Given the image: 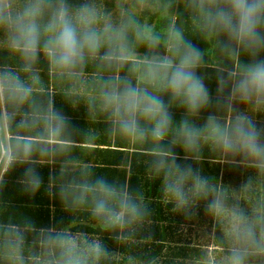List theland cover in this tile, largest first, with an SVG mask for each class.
<instances>
[{
    "label": "clouds",
    "instance_id": "obj_1",
    "mask_svg": "<svg viewBox=\"0 0 264 264\" xmlns=\"http://www.w3.org/2000/svg\"><path fill=\"white\" fill-rule=\"evenodd\" d=\"M136 6L152 5L136 0ZM155 7L186 14L205 47L175 22L162 35L153 33L126 11L115 18L103 13L94 0H0V37L18 59L17 67L0 66V148L9 150V172L22 167L18 183L34 195L44 183L38 167L58 163L59 175L50 174L48 185L55 186L62 205L70 212L87 206L101 231L121 245L145 226L150 211L137 193L75 171L68 155L75 129L54 97L35 87L41 58L74 85L91 66L96 96L90 111L99 110L112 130L143 146L173 210L189 216L203 203L210 218L227 219L224 264H264V202L245 208L222 183L194 167L207 148L225 163L264 177V126L256 121L264 115V0H155ZM210 51L216 57L215 95L204 71ZM173 109L182 110L179 122ZM251 187L247 178L238 190ZM33 231L38 247L26 257ZM0 253L8 264H110L116 254L99 235L37 227L28 218L0 221Z\"/></svg>",
    "mask_w": 264,
    "mask_h": 264
},
{
    "label": "trees",
    "instance_id": "obj_2",
    "mask_svg": "<svg viewBox=\"0 0 264 264\" xmlns=\"http://www.w3.org/2000/svg\"><path fill=\"white\" fill-rule=\"evenodd\" d=\"M73 2L79 3L80 0H73ZM94 2L103 13L111 15L113 18L117 17L122 11H126L134 15L138 22L145 27L146 31L159 33L161 35L171 23L175 22L178 27L184 29L188 39H191L192 42L201 49L205 47L186 14L179 15L178 17L164 14L155 7V0H148L149 4L152 6L143 9L137 8L136 0H94ZM140 51L143 52L144 49L141 48ZM209 60L210 67L204 70L209 77L206 79V83L213 95H215V73L211 68V64L216 62V57L211 51ZM3 65L17 67L18 59L6 50L3 45V37H0V66ZM37 69L39 76H52L62 79L49 69L47 62L43 58H41L40 63L37 65ZM95 76L96 69L89 66L85 70V75L83 77L86 79L84 83L85 91L91 93L94 97L96 96L94 84ZM62 86L64 87L63 90H60L59 87L56 86L55 92L59 93V97H63L67 94L68 96L66 98H68L70 94H76L75 91L80 85L67 84ZM37 87L39 91L42 89V85L40 84ZM46 91L44 93H46ZM46 97L51 96L47 94ZM71 98H73V96ZM175 115L174 120L179 122L182 114L179 112L175 113ZM206 115L207 112L202 114V118L198 121L199 124L204 123L203 117H206ZM256 121L258 125L264 126V115H258ZM105 127V138L102 136H94L93 141L97 144H107V146L105 145L106 147H102L105 150L100 151V156H105L107 161L103 163L104 167H94L89 169V171H93L95 176H103L109 181L122 184L128 187L130 191L137 193L138 198L148 206L150 211V216L145 226L132 240L121 245L110 239L108 233L101 231L100 225L90 216L87 206L70 212L62 205L58 196L55 194V186L54 195H52L50 199L49 192H51V188L47 185H42L40 190L32 195V201L46 195V204H51L55 207V218L51 220L48 226L67 225L66 227L72 231H84L101 236L104 243L107 244L109 248L114 249L116 253L110 264H210L206 257L207 249L202 248L207 245L199 244V246H194V242L196 237H200L202 240L203 237L208 236V238H211L213 233L216 234L219 232L222 228L220 220L223 219V217L219 220L210 218L204 210L203 203H201L197 209H194L193 214L189 216L175 212L172 203L164 196L161 190L160 174L153 170L148 153H146L143 146L138 143H135L137 147H134V151L131 154L132 178H129L127 186L125 177L126 171L118 168H121L119 167L120 160L125 156V150L129 148V144L132 140L112 130L108 120ZM112 144L118 146H112ZM176 151L179 156L182 157L184 155L180 149H176ZM179 162L184 163L183 160ZM49 166H40L38 169L48 170ZM194 167L199 168L202 174L214 177L218 182L222 183L229 190L231 199L233 201H239L245 208L252 209L259 202H264V177H257L251 170L225 163L220 153L206 148L203 152L202 160L194 164ZM13 174L18 177L13 178ZM21 175L22 171L17 167L7 172L5 179L7 178L10 180L13 186L21 188V185L18 183ZM54 175L58 176L59 172L56 171ZM247 178L252 179L251 189L248 191L238 190L239 186L242 185ZM9 185L10 184L5 181L4 186L0 188L2 194L0 198V210L2 205V210H5L6 207H16L19 211L14 216V222H16L26 218L21 210L24 211L25 209L22 206L27 207V205L22 204L19 200H16L17 202L15 203H11L9 200L4 199V188L10 187ZM60 219L63 220L57 223ZM117 254H121L122 258L116 259ZM200 254H203V256L200 257L201 259L197 258ZM0 262V264H8L7 260Z\"/></svg>",
    "mask_w": 264,
    "mask_h": 264
},
{
    "label": "crops",
    "instance_id": "obj_3",
    "mask_svg": "<svg viewBox=\"0 0 264 264\" xmlns=\"http://www.w3.org/2000/svg\"><path fill=\"white\" fill-rule=\"evenodd\" d=\"M40 79L36 82L35 87L38 90V85H42V89L39 91L43 96L46 97L49 94L51 97H54L55 107L61 110L70 120L71 124L75 129L74 140L75 143L71 146L68 155L74 161V169L76 172H91L89 169L94 167H104L103 163H106L107 159L105 156H100V151L105 150L102 147H106L107 144L101 143L97 144L94 142V136H102L105 138L106 135V117L99 111L92 112L89 109V102L93 101L95 97L85 91L84 83L86 79H82L81 82L77 83L80 86L77 87L75 93L68 95L65 94L63 97H59V93L55 92V87L58 86L60 90H63L64 87L62 85H72L71 82L65 81L63 79L50 77L39 76ZM47 90V91H46ZM46 91V93H44ZM49 92V93H47ZM57 96V97H56ZM73 96V98H71ZM181 113V109H173V115L175 113ZM11 134L5 128L4 139H9ZM135 141H131L129 144V148L125 150V156L122 160H120L119 167L120 170L126 171V180L128 186V180L132 178L131 171V163L132 158L131 154L133 153V149L135 146ZM104 145V146H103ZM106 145V146H105ZM131 145V146H130ZM99 146V147H98ZM112 146H118L112 144ZM131 149V150H130ZM9 164H10V155L9 150L0 148V175L9 172ZM46 165H50L49 169H37L41 176L43 177L44 183L42 185H47L51 188V192H49L50 199L52 195H54V185H48V177L50 174H56V171L59 172V164L49 163ZM19 169L23 172V168L19 167ZM18 176L13 174V178H17ZM7 183H9L10 187L4 188V199L9 200L11 203L17 202L19 200L22 204L27 205V207L22 206L25 210L23 215L26 218L31 219L37 227H47L48 224L54 217L55 207L51 204H46V195L39 197L32 201V195L25 193L21 188H17L11 184V181L7 178L5 179ZM0 192V198L1 196ZM61 202V201H60ZM3 206V205H2ZM0 210V221L3 222H14V216L19 212L16 207H6L5 210ZM5 212V214H4ZM61 214V213H60ZM63 219L58 220L57 223H60ZM223 222H225L223 224ZM222 224V228L216 234L213 233L211 238L208 236L203 237L202 240L200 237H196L194 246H199V244H206L207 246L202 247L203 249H207V261L210 264H224L225 253L228 250L230 243L227 238V233L229 230V226L227 224V219L223 218L220 220ZM67 226V225H66ZM206 240V241H205ZM205 242V243H204ZM36 244V234L33 231L31 235H29L28 243L25 246V256L30 257L31 252L37 248ZM203 254H200L197 258H200ZM121 254L116 255V259H121ZM196 258V259H197ZM201 259V258H200ZM6 260L4 258L3 253H0V261ZM201 261V260H200ZM1 263V262H0ZM31 263V260L28 261Z\"/></svg>",
    "mask_w": 264,
    "mask_h": 264
},
{
    "label": "rangeland",
    "instance_id": "obj_4",
    "mask_svg": "<svg viewBox=\"0 0 264 264\" xmlns=\"http://www.w3.org/2000/svg\"><path fill=\"white\" fill-rule=\"evenodd\" d=\"M223 218H225L226 219V217H223ZM225 222H223V224H224ZM225 225V224H224Z\"/></svg>",
    "mask_w": 264,
    "mask_h": 264
}]
</instances>
